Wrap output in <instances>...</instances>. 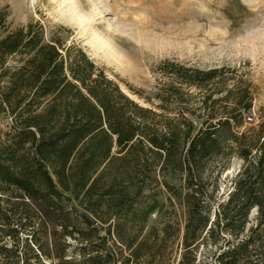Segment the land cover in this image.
I'll return each instance as SVG.
<instances>
[{
    "label": "trees",
    "instance_id": "obj_1",
    "mask_svg": "<svg viewBox=\"0 0 264 264\" xmlns=\"http://www.w3.org/2000/svg\"><path fill=\"white\" fill-rule=\"evenodd\" d=\"M7 15L0 9V29ZM63 51L39 22L0 38V117L10 118L0 135V264H165L176 240L178 264H206L195 249L209 237L214 264H264V116L238 130L252 110L251 85L225 84L228 67L170 63L178 84L162 85L159 112L80 48ZM189 87L203 93L197 108ZM231 156L241 168L212 210L207 161ZM161 188L185 207L182 235L173 221L147 224Z\"/></svg>",
    "mask_w": 264,
    "mask_h": 264
},
{
    "label": "rangeland",
    "instance_id": "obj_2",
    "mask_svg": "<svg viewBox=\"0 0 264 264\" xmlns=\"http://www.w3.org/2000/svg\"><path fill=\"white\" fill-rule=\"evenodd\" d=\"M76 3V10L82 11L79 15L67 0H0V9L8 12L0 38L29 22H39L46 41L53 37L59 39L63 53L68 47L80 48L129 97L159 112L163 110L158 107L161 100L156 94L162 85L172 81L178 84L176 77L168 73L170 63L203 70L228 67L233 72L225 73V84L232 86L243 80L251 85L252 110L244 115L238 130L256 127L262 120L264 0H76ZM113 53H119L124 64L114 60ZM126 61H129L127 65ZM217 81L218 78L211 84H219ZM187 90L192 95L189 107L200 106L202 91L196 87ZM145 97L150 101L146 102ZM177 106L174 102L169 105L171 116H177ZM9 124L10 118L0 117V135L8 130ZM224 164L227 166L223 167ZM241 165L237 156L207 161L203 177L209 190L217 187L212 193V210L232 190ZM161 190L159 208L148 217L147 224L161 228L173 221L179 225L182 235L185 207L172 193ZM255 213L251 212L247 228L255 226ZM248 233L247 229L243 235ZM218 236L233 240L227 232ZM179 242L176 240L169 246L170 259L165 264H178ZM215 251L211 237L200 241L195 249L197 261L214 264Z\"/></svg>",
    "mask_w": 264,
    "mask_h": 264
},
{
    "label": "bare ground",
    "instance_id": "obj_3",
    "mask_svg": "<svg viewBox=\"0 0 264 264\" xmlns=\"http://www.w3.org/2000/svg\"><path fill=\"white\" fill-rule=\"evenodd\" d=\"M67 1L70 2V3L73 5L72 8H73V11L75 12V14L79 15V12L81 11V9H80L81 7L78 8V9H80V11H77V10H76V8H77V6H78V5H77L78 2L76 3V0H67ZM69 7H70V5H69ZM76 11H77L78 13H77ZM81 12H82V11H81ZM80 14H81V13H80ZM77 15H76V16H77ZM82 16H83V15H82ZM78 17L80 18V16H78ZM83 18H84V17H83ZM102 39H103V38H102ZM101 42H102V41H101ZM126 56H127V55H126ZM110 57H111V56H110ZM110 57H109V58H110ZM112 57L114 58V60L120 62L121 64H124V62H123V57H122L119 53H113V54H112ZM129 57H130V56H129ZM129 57H128V58H129ZM128 58H126V59H128ZM130 61H131V60H130ZM132 61H134V60H132ZM132 61H131V62H132ZM128 62H129V61H128ZM128 62L126 61V65H127ZM121 64H120V65H121ZM122 68H123V67H122ZM130 71H131V70H130Z\"/></svg>",
    "mask_w": 264,
    "mask_h": 264
},
{
    "label": "built area",
    "instance_id": "obj_4",
    "mask_svg": "<svg viewBox=\"0 0 264 264\" xmlns=\"http://www.w3.org/2000/svg\"><path fill=\"white\" fill-rule=\"evenodd\" d=\"M248 120H252V117H248Z\"/></svg>",
    "mask_w": 264,
    "mask_h": 264
}]
</instances>
